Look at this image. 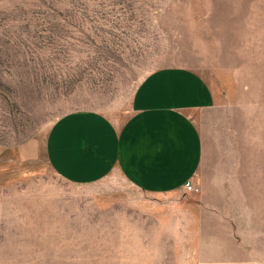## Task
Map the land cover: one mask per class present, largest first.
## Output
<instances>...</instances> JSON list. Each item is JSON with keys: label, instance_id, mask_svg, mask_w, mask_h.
Masks as SVG:
<instances>
[{"label": "rangeland", "instance_id": "374dc122", "mask_svg": "<svg viewBox=\"0 0 264 264\" xmlns=\"http://www.w3.org/2000/svg\"><path fill=\"white\" fill-rule=\"evenodd\" d=\"M167 67L216 93L199 191L61 177L56 123L124 124ZM0 264H264V0H0Z\"/></svg>", "mask_w": 264, "mask_h": 264}, {"label": "crops", "instance_id": "0c3cea01", "mask_svg": "<svg viewBox=\"0 0 264 264\" xmlns=\"http://www.w3.org/2000/svg\"><path fill=\"white\" fill-rule=\"evenodd\" d=\"M208 87L185 68L148 74L134 92L124 124L97 113L58 121L47 149L52 167L61 177L84 183L117 172L150 195L184 189L203 155L196 114L216 104V93Z\"/></svg>", "mask_w": 264, "mask_h": 264}, {"label": "built area", "instance_id": "2783aa9c", "mask_svg": "<svg viewBox=\"0 0 264 264\" xmlns=\"http://www.w3.org/2000/svg\"><path fill=\"white\" fill-rule=\"evenodd\" d=\"M184 189L186 192H198L199 190L197 189L196 185L194 183L187 181L184 185Z\"/></svg>", "mask_w": 264, "mask_h": 264}]
</instances>
